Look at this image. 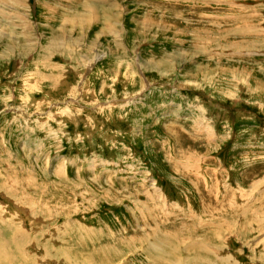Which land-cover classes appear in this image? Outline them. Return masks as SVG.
<instances>
[{
    "label": "rangeland",
    "instance_id": "obj_1",
    "mask_svg": "<svg viewBox=\"0 0 264 264\" xmlns=\"http://www.w3.org/2000/svg\"><path fill=\"white\" fill-rule=\"evenodd\" d=\"M178 261L264 264V0H0V264Z\"/></svg>",
    "mask_w": 264,
    "mask_h": 264
},
{
    "label": "bare ground",
    "instance_id": "obj_2",
    "mask_svg": "<svg viewBox=\"0 0 264 264\" xmlns=\"http://www.w3.org/2000/svg\"><path fill=\"white\" fill-rule=\"evenodd\" d=\"M179 2H180V1H179ZM183 2H184V1H183ZM180 3H181V2H180ZM92 4H93V3H92ZM181 4H182V3H181ZM90 7H91V6H90ZM108 8H109V7H108ZM93 9H94V8H93ZM94 13H95V12H94ZM88 21H89V20H88ZM190 164H191V163H190ZM184 166H185V165H184ZM217 183H218V182H217ZM224 189H225V188H224ZM210 200H211V199H210ZM220 211H221V210H220ZM169 214H170V213H169ZM258 222H259V221H258ZM195 226H196V225H195ZM191 230H192V229H191ZM189 231H190V230H189ZM192 234H193V233H192ZM209 235H210L209 237H210L211 239H214L212 233L209 232ZM215 236H216V235H215ZM153 237H154V236H153ZM192 237H193V236H192ZM216 237H217V236H216ZM210 238H209V239H210ZM199 244H202V243H199ZM161 259H162V258H161ZM168 260H169V259H168ZM166 261H167V260H166ZM170 262H171V261H170ZM222 263H223V262H222ZM177 264H182V262H179V261H178Z\"/></svg>",
    "mask_w": 264,
    "mask_h": 264
},
{
    "label": "crops",
    "instance_id": "obj_3",
    "mask_svg": "<svg viewBox=\"0 0 264 264\" xmlns=\"http://www.w3.org/2000/svg\"><path fill=\"white\" fill-rule=\"evenodd\" d=\"M260 194V193H259Z\"/></svg>",
    "mask_w": 264,
    "mask_h": 264
}]
</instances>
